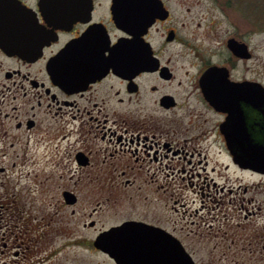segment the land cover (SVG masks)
<instances>
[{"label": "flooded vegetation", "instance_id": "obj_1", "mask_svg": "<svg viewBox=\"0 0 264 264\" xmlns=\"http://www.w3.org/2000/svg\"><path fill=\"white\" fill-rule=\"evenodd\" d=\"M196 4L0 0V141L9 130L24 135L9 146H26L33 164L65 182L174 180L186 172L174 162L191 164L194 144L209 138L241 169L264 174L231 152L236 141L264 144L261 106L240 99L246 82L260 84L246 76L245 33L219 34L212 9L191 17ZM77 195L61 191L73 213ZM129 221L160 230L153 243L183 246L157 221L128 218L109 229Z\"/></svg>", "mask_w": 264, "mask_h": 264}, {"label": "rangeland", "instance_id": "obj_2", "mask_svg": "<svg viewBox=\"0 0 264 264\" xmlns=\"http://www.w3.org/2000/svg\"><path fill=\"white\" fill-rule=\"evenodd\" d=\"M192 2L197 4L191 17L212 9L219 34L243 30L252 51L246 76L264 87L260 10L251 11L241 0ZM208 20L200 21L199 38ZM24 139L9 130L0 141V264H115L92 242L98 232L128 218L174 229L195 264H264V174L235 165L211 138L194 144L191 164L174 162L176 170H186H175L174 180L134 181L128 188L49 178L50 166L33 164L26 146H9ZM64 188L78 194L74 213L61 203Z\"/></svg>", "mask_w": 264, "mask_h": 264}, {"label": "water", "instance_id": "obj_3", "mask_svg": "<svg viewBox=\"0 0 264 264\" xmlns=\"http://www.w3.org/2000/svg\"><path fill=\"white\" fill-rule=\"evenodd\" d=\"M234 45V42L230 40L229 46L238 55ZM243 46L240 47L243 48ZM245 84L246 96L240 99L261 106V114L264 116V87L257 83L246 82ZM229 102H231L230 99ZM231 152L235 162L245 161L247 166L264 170V144L247 145L243 149L236 141L235 146H231ZM65 195L70 196V194ZM158 231L160 230L141 222L129 221L99 233L92 242V246L105 253L115 264H195L179 242L153 243V238L164 236L158 234Z\"/></svg>", "mask_w": 264, "mask_h": 264}, {"label": "trees", "instance_id": "obj_4", "mask_svg": "<svg viewBox=\"0 0 264 264\" xmlns=\"http://www.w3.org/2000/svg\"><path fill=\"white\" fill-rule=\"evenodd\" d=\"M243 3H245V1L247 2L248 5V8H251V11L253 10L256 11V10H260V16L264 22V0H262V2H258V1H254L252 2V0H241Z\"/></svg>", "mask_w": 264, "mask_h": 264}]
</instances>
